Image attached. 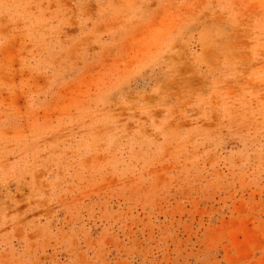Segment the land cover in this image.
Masks as SVG:
<instances>
[{
  "label": "rangeland",
  "instance_id": "1",
  "mask_svg": "<svg viewBox=\"0 0 264 264\" xmlns=\"http://www.w3.org/2000/svg\"><path fill=\"white\" fill-rule=\"evenodd\" d=\"M0 264H264V0H0Z\"/></svg>",
  "mask_w": 264,
  "mask_h": 264
}]
</instances>
